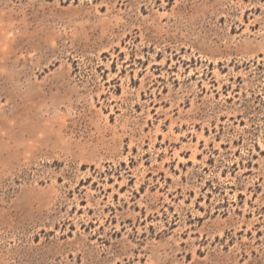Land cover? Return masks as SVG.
Instances as JSON below:
<instances>
[{
  "label": "rangeland",
  "instance_id": "374dc122",
  "mask_svg": "<svg viewBox=\"0 0 264 264\" xmlns=\"http://www.w3.org/2000/svg\"><path fill=\"white\" fill-rule=\"evenodd\" d=\"M0 264H264V0H0Z\"/></svg>",
  "mask_w": 264,
  "mask_h": 264
}]
</instances>
